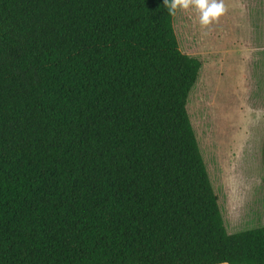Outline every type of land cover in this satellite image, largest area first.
Returning a JSON list of instances; mask_svg holds the SVG:
<instances>
[{
	"label": "trees",
	"instance_id": "1",
	"mask_svg": "<svg viewBox=\"0 0 264 264\" xmlns=\"http://www.w3.org/2000/svg\"><path fill=\"white\" fill-rule=\"evenodd\" d=\"M163 0H0V264H264L228 233Z\"/></svg>",
	"mask_w": 264,
	"mask_h": 264
},
{
	"label": "rangeland",
	"instance_id": "2",
	"mask_svg": "<svg viewBox=\"0 0 264 264\" xmlns=\"http://www.w3.org/2000/svg\"><path fill=\"white\" fill-rule=\"evenodd\" d=\"M206 29L178 10L179 49L201 62L186 103L228 233L264 226V0H224Z\"/></svg>",
	"mask_w": 264,
	"mask_h": 264
},
{
	"label": "clouds",
	"instance_id": "3",
	"mask_svg": "<svg viewBox=\"0 0 264 264\" xmlns=\"http://www.w3.org/2000/svg\"><path fill=\"white\" fill-rule=\"evenodd\" d=\"M163 4L170 16H175L178 10L192 9L202 29L218 22L227 11L224 0H163Z\"/></svg>",
	"mask_w": 264,
	"mask_h": 264
},
{
	"label": "crops",
	"instance_id": "4",
	"mask_svg": "<svg viewBox=\"0 0 264 264\" xmlns=\"http://www.w3.org/2000/svg\"><path fill=\"white\" fill-rule=\"evenodd\" d=\"M217 264H228V263L223 262V263H217Z\"/></svg>",
	"mask_w": 264,
	"mask_h": 264
}]
</instances>
